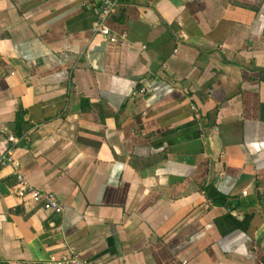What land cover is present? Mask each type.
Returning <instances> with one entry per match:
<instances>
[{
	"label": "crops",
	"instance_id": "obj_1",
	"mask_svg": "<svg viewBox=\"0 0 264 264\" xmlns=\"http://www.w3.org/2000/svg\"><path fill=\"white\" fill-rule=\"evenodd\" d=\"M97 2L0 0V264H264V0Z\"/></svg>",
	"mask_w": 264,
	"mask_h": 264
},
{
	"label": "built area",
	"instance_id": "obj_2",
	"mask_svg": "<svg viewBox=\"0 0 264 264\" xmlns=\"http://www.w3.org/2000/svg\"><path fill=\"white\" fill-rule=\"evenodd\" d=\"M120 0H98L95 7V25L94 31L103 35H109L110 29L107 24L109 17L115 13ZM194 109V107L192 106ZM21 137L8 135L7 139L10 142L9 146L0 153V169L2 167L11 166L12 175L15 183L6 191L7 195L17 197L25 201H31L35 204H40L43 209L59 213L62 211V205L58 201L55 193L46 191L30 183L21 171V163L14 152L16 144ZM2 193L0 192V196ZM44 264H95L86 259H83L78 253L67 251L56 255H49L44 261Z\"/></svg>",
	"mask_w": 264,
	"mask_h": 264
},
{
	"label": "trees",
	"instance_id": "obj_3",
	"mask_svg": "<svg viewBox=\"0 0 264 264\" xmlns=\"http://www.w3.org/2000/svg\"><path fill=\"white\" fill-rule=\"evenodd\" d=\"M23 110H19L17 112V120L21 118ZM207 198L211 200V202L215 205H225L226 204V196L222 194L217 188L212 184H207L202 187Z\"/></svg>",
	"mask_w": 264,
	"mask_h": 264
}]
</instances>
